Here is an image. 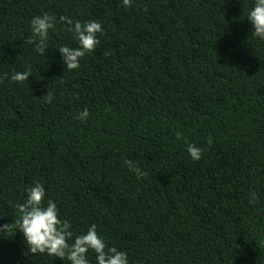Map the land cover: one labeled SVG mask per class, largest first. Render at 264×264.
Masks as SVG:
<instances>
[{
	"label": "trees",
	"instance_id": "16d2710c",
	"mask_svg": "<svg viewBox=\"0 0 264 264\" xmlns=\"http://www.w3.org/2000/svg\"><path fill=\"white\" fill-rule=\"evenodd\" d=\"M252 4L0 0V76L31 73L0 79V224L40 182L74 234L96 224L129 264H264V41L250 33ZM45 12L100 22L78 69L56 50L77 46L66 25L49 31L44 56L26 43ZM0 264L68 262L31 254L12 228L0 232Z\"/></svg>",
	"mask_w": 264,
	"mask_h": 264
},
{
	"label": "clouds",
	"instance_id": "9594fccd",
	"mask_svg": "<svg viewBox=\"0 0 264 264\" xmlns=\"http://www.w3.org/2000/svg\"><path fill=\"white\" fill-rule=\"evenodd\" d=\"M125 9L131 6L132 0H120ZM247 20L251 25V36L259 41H264V0H253L251 9L247 12ZM56 23L66 25V30L71 33L76 47L60 46L56 50L60 53L64 70L72 71L80 67V59L86 54H91L99 45L97 34H102L100 22L88 20L81 22L68 16H60L59 20L54 15L42 13L33 16L29 21L31 35L26 43L32 45L33 51L44 56L48 49L49 31L54 30ZM31 75L29 71H12L4 73L0 79L7 77L9 82H25ZM45 102L51 103L53 96L46 93ZM89 113L85 108L76 117L79 120L87 119ZM176 139L185 140L186 152L191 160L201 159L203 149L195 144L188 143L180 132L175 133ZM212 140L209 138L208 144ZM123 164L137 177L144 173L133 161L123 159ZM256 193H249V204L256 202ZM17 219L10 224H0V232L16 229L22 237L28 252L34 255H47L68 264H90L88 253L94 254L95 264H129L127 254L116 247H106L104 238L97 233V225L90 224L86 232L74 234L72 225L67 219H61L56 203L52 199H46L45 187L40 182L25 188L24 198L21 203L15 205ZM2 218V216H0ZM71 240L72 243H68Z\"/></svg>",
	"mask_w": 264,
	"mask_h": 264
}]
</instances>
